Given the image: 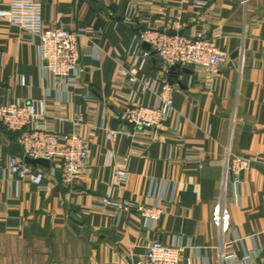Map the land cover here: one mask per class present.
<instances>
[{
  "label": "crops",
  "instance_id": "0c3cea01",
  "mask_svg": "<svg viewBox=\"0 0 264 264\" xmlns=\"http://www.w3.org/2000/svg\"><path fill=\"white\" fill-rule=\"evenodd\" d=\"M39 1L46 25L65 24L78 35L80 85L66 103L54 92L49 96L38 38L0 19V101H41L62 132L75 129L74 114L81 111L90 157L71 185L61 181L59 160L51 163L55 174L50 166L30 164L45 170L41 185L22 180L7 170L11 155L26 162L17 133L0 124V264H144L155 240L181 245L182 264H239L248 253L264 264V0ZM10 2L0 0V7ZM149 25L203 33L229 58L205 81L189 67L168 70L152 56L140 77L170 81L174 111L148 137L129 126L132 135L112 141L105 128L123 126L114 86L120 68L134 60L137 34ZM136 87L135 102L156 101L150 89ZM228 155L254 162L226 179ZM115 168L128 172L126 182L113 177ZM109 192L138 205L159 201L164 212L152 224L136 210L94 209ZM221 199L231 213L224 232L212 219ZM226 245L234 259L220 258Z\"/></svg>",
  "mask_w": 264,
  "mask_h": 264
},
{
  "label": "built area",
  "instance_id": "2783aa9c",
  "mask_svg": "<svg viewBox=\"0 0 264 264\" xmlns=\"http://www.w3.org/2000/svg\"><path fill=\"white\" fill-rule=\"evenodd\" d=\"M200 4L199 1L197 5ZM0 19L26 29L31 33L33 41L38 38L40 64L50 81L48 95L51 96L54 92L55 96H60L63 103L68 102L73 90L80 85L83 71L82 52L77 33L65 24L46 25L42 18V4L39 0H11L8 7H0ZM144 43H149L150 49L143 48ZM154 55L168 70L177 65L186 66L193 69L205 81L209 79L210 74L224 66L229 58L228 52L219 48L213 39L203 33L188 36L178 31H162L156 25L147 26L136 36L132 64L130 67L120 68L114 88L121 102L119 118L123 126L119 129L105 128L107 139L114 141L122 134L132 135L133 131L129 126L148 137L173 113L175 98L171 82L140 77V73ZM139 84L153 92L156 96L154 103L135 102L138 93L136 85ZM207 87L211 89L210 82L207 83ZM47 116L44 104L36 99L27 102L0 101V124L8 131L17 133V141L25 158H46L51 163L59 160L61 181L64 185H71L83 174L90 157V141L84 131L85 114L81 111L74 114L72 122L75 129L71 132L56 131ZM145 143L148 144L149 141ZM128 158V155H124L121 160L126 163ZM112 159L111 153L109 161ZM253 162L254 159L251 157L228 155L223 162L226 179L228 176L238 177L248 170ZM50 167L54 174L57 173L54 166L50 165ZM7 170L10 175H16L36 185H41L45 178L44 169L35 170L25 160L13 155L8 159ZM112 175L119 183H124L128 179V172L123 168L113 169ZM111 185L113 186L112 181ZM93 208L102 211L112 210L114 213L136 210L152 224L164 212L159 201L138 205L112 192L101 196ZM212 219L221 231L230 228L231 213L224 200L221 199L215 204ZM182 253L181 245L155 240L146 248L144 264H182ZM235 257L236 253L231 245L221 249L222 260H231ZM238 262L259 264L252 253L238 259ZM188 263H191L190 259Z\"/></svg>",
  "mask_w": 264,
  "mask_h": 264
},
{
  "label": "water",
  "instance_id": "95a60500",
  "mask_svg": "<svg viewBox=\"0 0 264 264\" xmlns=\"http://www.w3.org/2000/svg\"><path fill=\"white\" fill-rule=\"evenodd\" d=\"M144 47L147 49H150V44L149 43H144ZM177 68H181L180 65H177L175 67H173L171 70H175ZM26 162L32 165H41V166H45V167H49L51 165V162L49 159L46 158H30V157H26Z\"/></svg>",
  "mask_w": 264,
  "mask_h": 264
}]
</instances>
